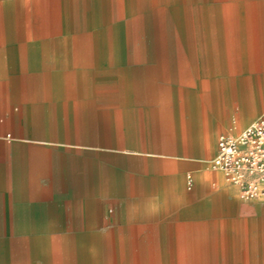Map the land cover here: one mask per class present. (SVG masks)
Instances as JSON below:
<instances>
[{
	"label": "crops",
	"instance_id": "obj_1",
	"mask_svg": "<svg viewBox=\"0 0 264 264\" xmlns=\"http://www.w3.org/2000/svg\"><path fill=\"white\" fill-rule=\"evenodd\" d=\"M45 2L0 0V264H264V196L209 164L264 112L262 12Z\"/></svg>",
	"mask_w": 264,
	"mask_h": 264
},
{
	"label": "built area",
	"instance_id": "obj_2",
	"mask_svg": "<svg viewBox=\"0 0 264 264\" xmlns=\"http://www.w3.org/2000/svg\"><path fill=\"white\" fill-rule=\"evenodd\" d=\"M209 164L237 187L240 198L264 196V112L238 134H220Z\"/></svg>",
	"mask_w": 264,
	"mask_h": 264
},
{
	"label": "rangeland",
	"instance_id": "obj_3",
	"mask_svg": "<svg viewBox=\"0 0 264 264\" xmlns=\"http://www.w3.org/2000/svg\"><path fill=\"white\" fill-rule=\"evenodd\" d=\"M166 1H168V3H169L167 5H169V6L170 5L171 6L174 5V2H172L174 0H166ZM178 1H179L178 2L179 5H182V6H186V5H189V4L191 5V2L194 5L196 4V0H178ZM206 1L207 0H198V3H199L200 6H203V5L205 6L206 5ZM170 2H172V4ZM45 3H46L45 7H46L47 11H49V12L50 11H53V12L55 11V12L58 13V16L60 15L61 8H62L61 7L62 6V0H47V2H45ZM215 6L218 9L221 7V8H227V9L228 8H232V9H235V10L237 8H239V7H245L246 11L248 13H253V14L250 15V16H252L251 20L248 19V21H250V22H254L255 21V15H254L255 12L257 13V15H258L259 12H262V15L259 14L258 16H262V18H264V0H215ZM202 12H203V14H205V10H202L201 8L200 9L198 8L199 15ZM257 15H256V17H258ZM250 16H248V18ZM199 21L201 23L202 20L200 19ZM1 22H2V20H1ZM203 23H207V20L204 19ZM216 23H218V21H216ZM60 35H62V34H60ZM206 45H207V42H206ZM204 47H206L205 46V42L204 41H199V53H203L202 49ZM154 81H156V80H154ZM157 81H159V80H157ZM7 135L8 134H6V136ZM215 140H216V137H215ZM128 160L130 161V159H128ZM128 160L119 159V160L116 161L112 157L102 156L101 158H99L97 163H98V165H101V167H103V169L108 168V165L111 166V167H115L116 163H119L117 166L119 168H122L121 165L123 164V162H127ZM132 161H134V160H132ZM135 162H137V161H135ZM140 174L142 175L144 173H140ZM145 178H146V181L148 183H150L153 180H155V179H153V178H155L154 176L151 177V176L147 175ZM106 204H110V206H108L106 209L103 210V214H104V216L109 217L111 219L116 218V216L121 218V215L126 214V212L128 211L126 209L116 208V206L111 205V202H108V201H107ZM137 204H138V202L134 203V205H137Z\"/></svg>",
	"mask_w": 264,
	"mask_h": 264
}]
</instances>
